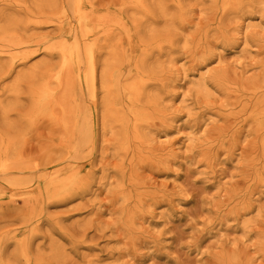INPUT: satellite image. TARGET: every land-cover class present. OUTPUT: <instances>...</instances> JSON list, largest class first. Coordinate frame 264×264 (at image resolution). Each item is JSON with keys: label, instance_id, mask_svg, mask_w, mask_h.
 Masks as SVG:
<instances>
[{"label": "rangeland", "instance_id": "374dc122", "mask_svg": "<svg viewBox=\"0 0 264 264\" xmlns=\"http://www.w3.org/2000/svg\"><path fill=\"white\" fill-rule=\"evenodd\" d=\"M93 1L101 14L119 15L123 0ZM160 1L156 32L176 33L180 41L153 53L149 88L160 104L149 113L142 139L131 133L121 156L112 145L101 156L98 142L82 163L94 171L91 186L43 199L32 220L3 205L5 261L24 264L28 246L30 257L46 264H54L56 250L66 264H264V142L248 134L250 85L264 78V47L233 40L240 24L264 39V18L250 9L223 13L212 0H182L181 10L175 0ZM32 32L59 34L51 22ZM109 33L114 27L103 31ZM32 49L27 67L57 62L39 46ZM57 134L40 118L20 138L31 183L47 175L32 166ZM133 151L141 154L136 166ZM113 172L114 188L108 182Z\"/></svg>", "mask_w": 264, "mask_h": 264}, {"label": "bare ground", "instance_id": "6f19581e", "mask_svg": "<svg viewBox=\"0 0 264 264\" xmlns=\"http://www.w3.org/2000/svg\"><path fill=\"white\" fill-rule=\"evenodd\" d=\"M212 1L223 13L250 9L264 18V0ZM174 4L184 8L182 0ZM120 6L119 15H103L93 0H0V209L8 203L32 220L40 214L43 199H61L91 186L94 171L84 170L82 163L98 142L101 156L111 145L121 156L128 153L131 133L142 139L149 113L160 104L158 93L149 88L155 84L153 53L164 45L174 49L180 38L156 32L155 9L162 1L123 0ZM128 10L140 16H128ZM46 22L58 31L57 38L32 32ZM109 26L114 33L103 34ZM236 30L234 44L241 39L246 45L264 47V39L252 37L242 24ZM35 46L57 62L27 67ZM250 89L254 103L248 134L264 142V78L252 80ZM40 118L58 134L32 166L47 175L31 183L25 177L31 166L23 159L20 138ZM140 158L133 151V166ZM113 177L114 172L108 182L114 188ZM36 192L43 193L35 197ZM122 196L126 201L128 197ZM22 251L24 264H46L32 259L28 246ZM52 259L54 264H66L59 250ZM0 264L14 263L0 255Z\"/></svg>", "mask_w": 264, "mask_h": 264}]
</instances>
